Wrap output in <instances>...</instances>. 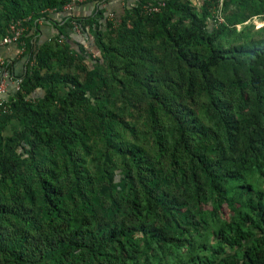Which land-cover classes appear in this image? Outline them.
<instances>
[{
    "label": "trees",
    "instance_id": "16d2710c",
    "mask_svg": "<svg viewBox=\"0 0 264 264\" xmlns=\"http://www.w3.org/2000/svg\"><path fill=\"white\" fill-rule=\"evenodd\" d=\"M70 1L0 0V264H264V0Z\"/></svg>",
    "mask_w": 264,
    "mask_h": 264
},
{
    "label": "crops",
    "instance_id": "0c3cea01",
    "mask_svg": "<svg viewBox=\"0 0 264 264\" xmlns=\"http://www.w3.org/2000/svg\"><path fill=\"white\" fill-rule=\"evenodd\" d=\"M133 0H108L106 3L107 14L118 15L123 8L131 4ZM95 6L93 3L79 5L74 8L72 15L77 17L90 16L93 14ZM51 22H61L71 13L64 9L63 12H48ZM34 39L40 43L50 41L56 34V30L51 23L42 19L39 21L35 29L31 32ZM79 36V34L77 35ZM79 38V37H78ZM25 46L22 43L3 45L0 39V58L3 63L0 65V87L5 85V90L0 94L3 101L9 98L17 91L18 77L25 74L29 59Z\"/></svg>",
    "mask_w": 264,
    "mask_h": 264
},
{
    "label": "built area",
    "instance_id": "2783aa9c",
    "mask_svg": "<svg viewBox=\"0 0 264 264\" xmlns=\"http://www.w3.org/2000/svg\"><path fill=\"white\" fill-rule=\"evenodd\" d=\"M106 0H71L69 4L65 6V10L69 11L71 14L75 8V5L82 4L86 2H94L98 3L102 7L105 6ZM165 5V3H161L159 5H146L144 6L143 10L146 14H152V13H158L161 8ZM52 12V11H48ZM111 19H113V15H109ZM223 19H220V22H222ZM26 20H18L16 22H12L9 25L7 35L1 39V44L3 45H9V44H17L22 43L25 46V42L22 41V38L24 37L25 33L27 32V27L25 26ZM77 32L79 33L78 27L76 28ZM3 61L0 58V65H2ZM19 89V82L17 83L16 90ZM5 90V85L0 87V94H2ZM3 100L0 98V105L3 104Z\"/></svg>",
    "mask_w": 264,
    "mask_h": 264
},
{
    "label": "rangeland",
    "instance_id": "374dc122",
    "mask_svg": "<svg viewBox=\"0 0 264 264\" xmlns=\"http://www.w3.org/2000/svg\"><path fill=\"white\" fill-rule=\"evenodd\" d=\"M256 22H257V27H258V28L261 27L262 25H264L263 22H259V21H256Z\"/></svg>",
    "mask_w": 264,
    "mask_h": 264
}]
</instances>
